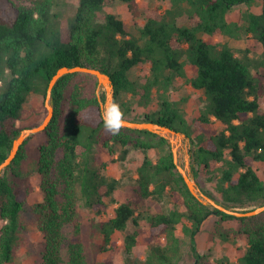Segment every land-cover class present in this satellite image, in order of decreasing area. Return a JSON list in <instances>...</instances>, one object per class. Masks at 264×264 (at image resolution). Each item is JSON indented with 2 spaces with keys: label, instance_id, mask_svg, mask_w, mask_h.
Segmentation results:
<instances>
[{
  "label": "trees",
  "instance_id": "trees-1",
  "mask_svg": "<svg viewBox=\"0 0 264 264\" xmlns=\"http://www.w3.org/2000/svg\"><path fill=\"white\" fill-rule=\"evenodd\" d=\"M119 1L135 26L137 19L143 21L137 33L105 11L114 0H78L68 18L57 0H0V165L20 132L30 128L19 125L30 97H47L49 82L61 67H89L110 77L123 119L160 124L187 136L191 178L204 194L231 210L264 205V0L260 11L246 10L236 20L230 17L234 8L250 7L255 0H148L159 5L143 10L141 2L147 0ZM217 37L254 40L262 48L260 58H250L249 50L237 55ZM188 65L195 68L192 77ZM93 80L85 73L61 77L51 91L54 115L40 132L45 141L38 146L37 161L33 166L27 161V144L35 134L2 171L0 264L13 263L30 223L44 245L39 264H62L64 259L67 264H96L83 240L79 205H97L100 214L103 199L115 189V181L101 175L96 149L112 159L120 151L124 157L128 149L144 152L134 193L140 200L170 202L168 213L148 217L153 244L144 260L134 264H180L187 251L192 264H224L202 257L196 245L203 222L212 215L234 224L223 236L244 240L238 264H264V212L237 218L203 205L189 192L166 138L145 130L107 131L99 98L89 95ZM179 82L202 102L197 117L188 115L184 99L174 97ZM100 99L105 100L103 90ZM212 119L220 130L209 129ZM150 152L158 156L152 158ZM33 172L40 177L42 199L28 203L19 180ZM134 213L129 201L114 209L100 227L99 253L112 249L115 232L125 231L129 223L139 226ZM138 236L137 230L124 236L128 255Z\"/></svg>",
  "mask_w": 264,
  "mask_h": 264
},
{
  "label": "rangeland",
  "instance_id": "rangeland-1",
  "mask_svg": "<svg viewBox=\"0 0 264 264\" xmlns=\"http://www.w3.org/2000/svg\"><path fill=\"white\" fill-rule=\"evenodd\" d=\"M19 4H29L30 0H13ZM60 4L58 10L61 11L63 18L72 16L76 10L78 0H57ZM261 0H255L252 6L239 5L233 10V19H238L240 13L246 10L252 12L260 11ZM166 3L163 4L164 7ZM156 4L153 1L141 2V10L147 6L155 7ZM105 11L114 15L117 19L121 20L127 28L137 33L136 28L143 24L141 19H137L138 23L135 26L132 16L129 13L126 5L119 0H114L113 4L109 7H105ZM221 43H227L237 55H241L246 50H249V57L253 60L260 58L262 48L254 40L243 39L233 40L227 37H217L215 39ZM188 77H192L195 74V68L187 66ZM80 76L76 79H79ZM264 87V81H263ZM102 88L98 86L95 80L92 81L89 95L97 96L100 98ZM99 93V96L97 95ZM176 99H184L183 107L188 115L197 117L202 108V102L198 96L194 94L191 87L185 85L183 82H179L176 92L174 93ZM264 99V90H263ZM264 104V103H263ZM47 106H53L49 97L43 98L39 95H32L25 105L24 118L19 122V125L23 127L32 128L35 124H41L44 118L48 114ZM209 129L211 131H218L222 128L221 124L214 119ZM193 128H197L193 124ZM45 141V137L42 133H38L32 137L27 144L28 150V164L33 166L38 159V146ZM182 147L179 148L176 156L175 163L177 167L187 170L189 176H192L190 167V144L188 140L182 139ZM97 166L100 167V172L103 177L108 181H115V189L110 197L103 199L105 204L104 211L100 214L97 213L95 205L94 207H86L82 204L79 205V212L83 218L82 236L85 244L93 251L96 264H134L138 259L144 260L148 251L152 246V242L149 239L148 229V217L157 213H168L170 202L164 200L158 202L153 199L140 200L134 193L136 176V167L144 156V152L128 149V152L124 157H121V151L112 159L103 149H96L94 152ZM149 155L152 158H156L158 154L156 152H150ZM102 165H105L102 167ZM188 168V169H187ZM40 177L37 173L33 172L27 180H19V190L27 197L28 203H32L36 200L42 199V193L40 191ZM115 201V202H114ZM131 202L135 209V217L138 219V227H134L132 223H129L127 229L123 232H115L112 236V249L105 253H99L98 247L101 243L100 227L109 218L113 216L114 209L121 203ZM177 211L182 213V204L177 203ZM247 210V209H244ZM27 220H30V215L24 213ZM233 223H225L219 220V217L212 215L205 220L201 226V231L196 237L197 249L202 257H208L213 260H224V264H238L237 258L243 252L244 240L234 237L223 236V230L232 228ZM138 231L139 236L137 239V245L134 248L132 254H127L123 248L124 236L127 233ZM67 233L72 232V228L66 229ZM163 241V238L161 239ZM44 245L40 233L30 223L28 231L24 236L22 245L17 249L15 258L12 264H39L41 261V251ZM192 258L189 252H186L185 259L180 264H192ZM62 264H67L66 260Z\"/></svg>",
  "mask_w": 264,
  "mask_h": 264
},
{
  "label": "water",
  "instance_id": "water-1",
  "mask_svg": "<svg viewBox=\"0 0 264 264\" xmlns=\"http://www.w3.org/2000/svg\"><path fill=\"white\" fill-rule=\"evenodd\" d=\"M74 73H85L89 75H93L96 78L98 86L102 88L105 94V100L106 99H114V89L113 84L110 79V77L101 72L98 69L95 68H89V67H81V66H75L72 68L69 67H61L56 74L51 78L48 90H47V97L51 99V91L56 84V82L63 77L64 75L68 74H74ZM102 101L99 98V102ZM48 114L44 118L43 122L39 124L38 126L32 127V128H25L23 129L19 136L13 141L12 149L8 155V157L4 160V162L0 165V177L2 176V171L8 167L12 161L15 159L18 151L20 150V147L23 145L24 141L29 138L32 135L38 134L40 132H43L46 127L49 125L51 119L54 115V108L53 106H47ZM125 120V125L123 128L128 129H134V130H145L149 131L151 133H155L159 136H162L167 139L171 146V150L173 153L174 161L176 160L177 152L179 150V147L176 146V144L168 139L166 135H171L174 138L181 137L183 140H188L187 136L183 133L177 132L176 130L171 129L167 126H162L160 124L152 123V122H139V121H130ZM178 171L180 172L189 192L197 199L199 200L203 205H210L213 208L217 209L218 211L222 213H226L228 215H232L237 218H243V217H252L256 216L262 212H264V205L260 207H255L248 211H237V210H231L227 209L224 206L218 204L215 200L208 197L206 194H204L201 189L198 187L196 182L189 176L187 173V170L177 167ZM188 169V168H187Z\"/></svg>",
  "mask_w": 264,
  "mask_h": 264
},
{
  "label": "clouds",
  "instance_id": "clouds-1",
  "mask_svg": "<svg viewBox=\"0 0 264 264\" xmlns=\"http://www.w3.org/2000/svg\"><path fill=\"white\" fill-rule=\"evenodd\" d=\"M97 95L99 96V93ZM100 109L105 129L113 135H118L126 123L119 103L114 99H106L100 101Z\"/></svg>",
  "mask_w": 264,
  "mask_h": 264
},
{
  "label": "bare ground",
  "instance_id": "bare-ground-1",
  "mask_svg": "<svg viewBox=\"0 0 264 264\" xmlns=\"http://www.w3.org/2000/svg\"><path fill=\"white\" fill-rule=\"evenodd\" d=\"M166 137L168 138V139H170V140H172L175 144H176V146H178L179 148L180 147H182V139H181V137H178L177 139L176 138H174V137H172L171 135H166Z\"/></svg>",
  "mask_w": 264,
  "mask_h": 264
}]
</instances>
